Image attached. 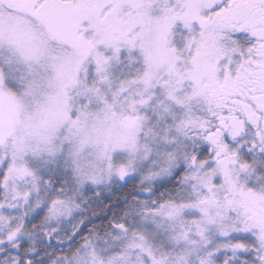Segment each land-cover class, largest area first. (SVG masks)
Returning a JSON list of instances; mask_svg holds the SVG:
<instances>
[{
	"label": "snow or ice",
	"instance_id": "obj_1",
	"mask_svg": "<svg viewBox=\"0 0 264 264\" xmlns=\"http://www.w3.org/2000/svg\"><path fill=\"white\" fill-rule=\"evenodd\" d=\"M0 264H264V0H0Z\"/></svg>",
	"mask_w": 264,
	"mask_h": 264
}]
</instances>
